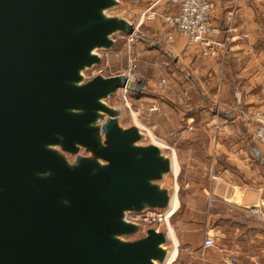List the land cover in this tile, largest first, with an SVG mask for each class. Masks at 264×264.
Instances as JSON below:
<instances>
[{
	"label": "water",
	"instance_id": "water-1",
	"mask_svg": "<svg viewBox=\"0 0 264 264\" xmlns=\"http://www.w3.org/2000/svg\"><path fill=\"white\" fill-rule=\"evenodd\" d=\"M116 3L0 0V264L164 262L167 233L122 236L139 230L131 212L168 207L171 193L157 182L171 159L139 145L141 130L121 127L119 108L106 103L127 75L83 81L101 61L96 49L134 32L107 16ZM55 146L93 156L71 163Z\"/></svg>",
	"mask_w": 264,
	"mask_h": 264
},
{
	"label": "rangeland",
	"instance_id": "rangeland-1",
	"mask_svg": "<svg viewBox=\"0 0 264 264\" xmlns=\"http://www.w3.org/2000/svg\"><path fill=\"white\" fill-rule=\"evenodd\" d=\"M116 4L107 10V16L127 19L134 25L137 37L131 41L130 34L120 32L113 34L114 44L109 49L95 50L100 55L101 61L94 67L83 71V81H88L97 75L111 77L112 75L125 74L133 82L127 92L123 89L117 90L106 99V103L114 109L119 108L121 127L137 126L141 130L144 135L143 139L139 141V145L155 144L160 147L164 156L171 160L173 156L176 157L178 173L175 174L171 169L157 183L169 190L170 195L177 193L179 202V207L167 216V220L146 223V225L139 221L137 222L139 230L134 234L122 236V239L125 241L142 239L147 236L148 228L155 227L168 235L169 240L165 244L168 249L166 255L169 256L168 264H173L180 254L182 256V253L190 252V248L199 247L204 243L206 237L211 235L214 238V244L211 247L226 249L229 252L230 264H238L237 260L244 258L240 254L241 249L249 252L252 247L255 249L257 246H264L261 243H256L250 247L244 245L243 239L244 231L248 227L264 229V151L255 137L258 123L253 119L256 112H264V109H254L250 114L245 115V123L252 129L254 137L252 132L251 137L255 138L261 153L259 157L260 184L263 188L261 196L251 207H245L239 203L226 204L222 197H219V193L218 195L213 192L214 186L216 187V178L212 176L213 172L210 169L212 160L208 153L210 148L208 138L217 141L221 133L223 137L226 135L236 137L237 126L229 124V119L223 117L221 102L214 101L215 95L218 94V86L209 88L206 86L208 88L206 91H209L211 97H208L210 99V104L207 106L209 112H203L200 109L202 100L193 90V86L195 83L197 84L198 69L203 67L202 62L198 63L199 60H197L198 53L204 55L202 48L189 44L188 40L170 27L162 16L157 15L155 19H149L145 15L143 19L142 13L150 4L149 0H117ZM164 9V7H160V11L164 12ZM225 34L226 36L224 35L222 38L216 35L217 38L215 39L224 43V47L218 45L216 55L204 56L216 58L226 53L228 49L226 44L227 31ZM179 43L185 44V46L189 45L190 49L193 50H187L188 47L186 46L181 52L178 48ZM187 52L190 54L186 55ZM173 72L175 77L180 78L181 81H187L190 78L193 80V82L191 81L193 85L185 84L190 92L186 97L181 95V100L176 97L179 95H173L169 98H167L168 95H165L164 85L169 80L168 76H172ZM142 80H144L142 90L136 95L134 92L135 84ZM164 80L166 82H163ZM159 94L165 98V105L162 109L163 118L159 121L160 127L154 129L145 124L147 127L142 126L141 116H143V112L137 107L138 101L144 96L148 99L143 100H151L149 96L157 97ZM241 96V92H236L238 99H241ZM144 104L146 105L145 102ZM149 106H155V104H150L147 108ZM190 106V109H194L192 112H196L195 117L197 118L188 123L187 114ZM210 109L218 110L219 117L215 118L216 114ZM137 111L140 113L139 117L136 116ZM202 112L203 114L200 116ZM106 119L107 115L105 114L102 122ZM191 138H197L198 141L190 140ZM55 148L63 153L71 163L78 162L79 157L93 156L90 151L83 147L76 154L66 153L60 146H55ZM230 165L232 166V163ZM159 210L149 208L146 212L166 214L167 208L161 212ZM135 214L141 213L131 212L127 215V219L130 220L131 215ZM169 229L174 234V239L170 236ZM202 247L205 249L204 245ZM173 253L174 255H172ZM255 256L254 264H264L263 254L260 256L259 252ZM166 257L163 263H156V261L154 263L165 264ZM183 260L178 264H185V260Z\"/></svg>",
	"mask_w": 264,
	"mask_h": 264
},
{
	"label": "crops",
	"instance_id": "crops-1",
	"mask_svg": "<svg viewBox=\"0 0 264 264\" xmlns=\"http://www.w3.org/2000/svg\"><path fill=\"white\" fill-rule=\"evenodd\" d=\"M216 9L213 16L218 24L221 33L217 36H226L225 27L228 15L233 11L236 15L234 29L227 34L226 53L216 58L207 57L198 53V63L202 66L197 72V84L193 86L202 100L200 109L209 112L210 94L209 87L218 86V94L214 101L221 102L223 117L229 119V124L237 126V136L223 137L221 133L218 140L208 138L209 155L211 158L210 169L212 176L216 178L214 194H220L226 204H241L251 207L258 201L263 190L260 182L259 157L261 153L255 138H252V129L246 122L245 115L250 114L254 109H264V0H215ZM215 36V39L217 38ZM187 50L192 51L189 45ZM185 44L179 43L178 48L181 52L186 48ZM182 54V53H181ZM190 53L187 52L186 55ZM174 75V76H173ZM168 76L165 86L167 98L176 96L181 100L182 96L189 94L185 84H192L193 80L181 81L176 78L173 72ZM192 81V82H191ZM206 83V85H205ZM208 88H207V87ZM179 89V90H178ZM236 92H241V99L236 97ZM162 95L145 96L138 101V109L143 112L141 125L159 128L160 119L163 118L162 109L165 98ZM209 97V98H208ZM146 103V105L144 104ZM155 104V110L150 111L147 106ZM188 109L187 120L195 121L194 109ZM213 111V109H210ZM200 113V116L203 114ZM145 124V125H144ZM145 126V127H147ZM254 137V133H253ZM190 140H197V138ZM198 141V140H197ZM212 148V149H211ZM258 150L259 154L256 152ZM235 160V161H234ZM217 164V167L215 166ZM232 163V166L230 165ZM214 178V179H215ZM218 194V195H219ZM219 203H223L214 199ZM244 245H264V229L246 228L244 231ZM203 243L199 247L190 248V252L182 253L173 264H230V257L226 249L209 248L203 249ZM242 250V251H241ZM240 254L244 258L237 260L238 264H254V258L260 252L264 259V246L252 247L251 251L246 252L241 249ZM261 250V251H259ZM174 255V253L172 254ZM246 257V259H245ZM250 262V263H249Z\"/></svg>",
	"mask_w": 264,
	"mask_h": 264
},
{
	"label": "built area",
	"instance_id": "built-area-1",
	"mask_svg": "<svg viewBox=\"0 0 264 264\" xmlns=\"http://www.w3.org/2000/svg\"><path fill=\"white\" fill-rule=\"evenodd\" d=\"M149 3L150 4L142 13L143 19L145 15L149 19H155L157 15L162 16L170 27L174 28L188 40L189 44L200 46L204 55H216L218 52L217 46L221 45V47H224V43H220L214 38L217 33L220 32L218 24L213 16L216 6L215 0H149ZM160 7L165 8L164 12L160 11ZM167 10H170V12H167ZM235 17L236 15H234L233 11L227 17L225 31H227L228 34L234 29L233 24ZM129 36L131 41L133 38L137 37L135 28L134 32ZM163 82H166V80ZM132 84L133 82L130 80L128 86L123 90L127 92ZM155 108V106L148 107L150 111H154ZM213 112L216 114L215 118L219 117L218 110L216 111L213 109ZM136 116H140L139 111H137ZM253 119L258 123L255 137L258 139L259 144L264 151V112H256ZM163 219H168L165 213L156 214L146 212L131 215L130 217L131 221H141L145 225L146 223L162 222ZM213 244V236L208 235L204 240V247L209 248V246H212Z\"/></svg>",
	"mask_w": 264,
	"mask_h": 264
},
{
	"label": "bare ground",
	"instance_id": "bare-ground-1",
	"mask_svg": "<svg viewBox=\"0 0 264 264\" xmlns=\"http://www.w3.org/2000/svg\"><path fill=\"white\" fill-rule=\"evenodd\" d=\"M171 169H172V171L175 172V174L178 173V171H177L178 170V165H177V161H176V157L175 156H173L172 160H171ZM178 207H179V202H178L177 193H173L172 195L169 196V205H168L167 210H166L167 216L172 214L173 212H175ZM169 233H170V236L174 239V234L172 233L171 229H169ZM166 256L167 257H166V260H165V264H168L169 263L168 262L169 256L168 255H166Z\"/></svg>",
	"mask_w": 264,
	"mask_h": 264
}]
</instances>
